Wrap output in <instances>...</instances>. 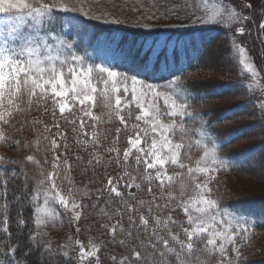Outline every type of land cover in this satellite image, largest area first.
I'll use <instances>...</instances> for the list:
<instances>
[{
	"label": "snow or ice",
	"instance_id": "obj_1",
	"mask_svg": "<svg viewBox=\"0 0 264 264\" xmlns=\"http://www.w3.org/2000/svg\"><path fill=\"white\" fill-rule=\"evenodd\" d=\"M85 5L86 0H30V2L0 0V14L5 16L2 21L4 27H0V123H9L6 117H11L13 110H21L19 102H22L24 97L28 98L30 105L32 97L36 96L37 92L43 95L50 89L54 96L66 95L65 91L58 90V85L60 89L67 87L72 92L79 91L83 95V99H80L81 104L85 100L93 99L87 93L89 91L96 93L97 84L103 85L105 92L109 87L112 91L119 92L121 90L119 86L122 85L125 96L128 95L130 85L133 100H137V97L140 100L146 97L150 100L163 97V112L157 104L149 103L150 110H146L142 103H137L136 106L142 115H137L136 119L142 120L148 127L142 129L140 125H133L132 128L137 131L127 138L129 147L123 151V161L124 167H130L131 171H125L124 175L117 179L116 184L110 178L104 188L97 190L98 193L107 191L106 203L113 205L112 213L108 218L114 223L104 227L108 229L113 240L128 252L119 260L116 256H112L111 259L114 264H133V261L135 264H173V261L174 264H212L214 257L215 264H241L244 255L241 247L249 239L256 220L251 214H244L242 209L222 206V198L215 196L214 188L210 186L211 182L220 171L227 170L232 165L229 159L219 154L222 146L212 138L207 122L192 108L189 102L191 96L182 87L180 78L170 79L166 86L161 87L140 78L138 74L115 71V66L85 64V58L82 56L71 53L64 55L61 49L65 47L71 49L73 45L58 37H53L57 41L54 48L45 36L31 35L22 31L29 19L32 21L29 27L36 26L39 32L46 19L51 24L61 13L70 12L102 20L105 23L117 25L126 23L119 18H109L110 14L95 15L91 8ZM132 10L140 9L134 7ZM247 19L248 17L239 14L235 7L223 3H219L209 13L206 10V0H180L164 12L145 9L144 14L135 21V26L151 28L150 24L142 23V20L156 23L163 20L165 26H169L168 22L176 20L180 22V26L217 25L229 28L232 24H242ZM260 27L264 28V23H261ZM44 30L56 31L54 26ZM236 31L243 34L245 29L241 26ZM5 36L19 39L21 46L17 48L9 45ZM230 40L232 55L238 57L242 69L241 75L247 72L253 78L258 77L246 49L236 43L234 37H230ZM156 55L158 56L159 53L157 52ZM164 67L166 69L168 65L165 64ZM245 87L251 91L253 85L247 84ZM5 100L8 108H5ZM115 104L120 106L119 96L116 97ZM65 107V104L60 105L61 114L65 111ZM258 107L264 114V101H261ZM84 115L91 116L93 120L100 119L92 116L90 111H84ZM116 115L120 122L124 123V117L120 116L119 111ZM163 117H167V120L165 121ZM197 121L199 127L193 130ZM119 131L117 129V133ZM56 135L61 136L60 133ZM193 136L196 147L201 151V157L190 166ZM3 139L4 133L0 131V141ZM49 143L50 147L47 150L52 152L50 171L41 165V161L35 155L30 154L25 158L37 166L39 173L37 178L21 169L24 190L21 193L20 207L17 209L16 223L21 230L28 223L34 225V228L28 230L26 246L37 252L46 249L45 256L49 258V264H52L50 258L59 252H63V256L68 258L65 264H71L72 260L85 264L90 257H96V264H100L96 255L99 246L91 241L90 250H85V246L79 241L65 243L53 249L52 242L45 239L46 227L50 223L55 224L59 221L54 205L72 212L74 221H79L83 212L81 202L76 199L80 190L71 186L69 173L72 165L68 161L66 151L57 155L55 150L61 145L55 138ZM81 143L87 144L88 141ZM91 143L93 145L100 143L95 133ZM141 144L145 147H141ZM67 147L65 144V150ZM106 151H115L119 163L118 149L109 148ZM130 158L133 160L131 165L128 164ZM4 159L0 157V160ZM43 159L45 164L49 163L46 157ZM76 159L81 160L80 157ZM88 163L92 164V160ZM169 165L186 171L170 174ZM11 174L15 178V172L12 171ZM3 175V171H0V188L3 189L0 193V199L3 200V203H0V213H3V231L8 233V181ZM181 176H186V180L179 179ZM58 179L68 181L70 187L67 193L62 191V185L57 184ZM178 179L179 184H177ZM33 180H35L34 187L29 190L28 186ZM120 181L123 183L121 184ZM142 184L144 189H141ZM120 188L126 191H121ZM132 188L146 191L149 199L138 200L131 191ZM83 194L88 195V192L85 191ZM41 199L43 206L40 203ZM25 203L31 210L27 221L24 219ZM177 209L186 217L184 223L173 219L172 214ZM174 228L179 231H174ZM76 245L79 247L77 255L70 256L69 250ZM11 251L14 254L16 249L12 248Z\"/></svg>",
	"mask_w": 264,
	"mask_h": 264
},
{
	"label": "trees",
	"instance_id": "obj_2",
	"mask_svg": "<svg viewBox=\"0 0 264 264\" xmlns=\"http://www.w3.org/2000/svg\"><path fill=\"white\" fill-rule=\"evenodd\" d=\"M92 0H86L90 2ZM30 2V0H28ZM250 13L253 15L255 24L250 20H246L247 30L255 39V33L259 29L264 18V9L261 6L252 7L246 12V16ZM1 15V14H0ZM80 18V26L88 31L92 28H102L97 22L90 20L79 13L70 12L67 14L61 13L53 25L56 31L63 33V21L68 18ZM58 22V23H57ZM50 27V26H49ZM116 32L117 36L122 35L127 39H135L138 42H142L139 47L135 43V50L132 51V58L135 59V69L120 56L123 66L116 62L113 66L115 71L129 72L130 74H138L140 78L152 82L154 84L164 87L167 85L170 79L180 78V83L184 89L191 96L189 101L192 108L196 110L200 116L207 122L208 131L212 138L222 146L220 155L230 160L231 167L224 170L228 175H244L240 176L245 179L252 178V175L256 173L257 164L250 161L251 158L257 155L260 156L264 149V133L261 131H251L253 127H262L264 130V120L261 117V110L258 107L257 102V90L245 87L247 84H251L246 77V72L241 75V66L238 63V59L234 60L232 55L231 44L227 39L228 30L223 26L210 25V26H198L197 28L188 32H181L175 29L168 30L165 33L156 34V32H141L127 28H118ZM145 34V35H142ZM86 36L83 37V40ZM226 41V47L220 44V41ZM97 35L94 34L93 38L89 39L86 44L80 43V47L75 48L73 51L75 55H79L85 58L84 63L101 64L100 60L96 58L94 53L98 51ZM218 43V46L216 47ZM158 47V48H157ZM229 51V57L233 59V66L236 68L235 72H226V78L222 80V83L217 84L215 75L221 67L219 62L225 54ZM159 53L157 56L156 53ZM264 57V56H263ZM128 60V57H125ZM232 61V60H231ZM168 67L165 69L164 65ZM47 65V64H46ZM147 66V67H146ZM139 67V69H137ZM146 68V70H145ZM219 75V74H218ZM222 75V74H221ZM206 79V80H204ZM233 80V82H227ZM206 82V83H205ZM210 83V84H209ZM238 84V86H237ZM233 85L237 87L234 88ZM103 89L104 86L102 85ZM239 90V92H236ZM104 91V90H103ZM217 91V93H215ZM106 102L111 108V117L107 118V126L105 127V144H110L113 138L119 144H124L127 141L129 132L121 131L117 135L116 132L111 129V122L115 119V103L112 97V91L109 87L107 92ZM222 103L218 105L217 103ZM234 101H238L239 104L233 106L225 111H220L225 105H231ZM213 107L214 110L212 109ZM20 111L12 112L11 117H6L9 120L8 124L0 123V131L4 133V139L0 141V157L5 158L0 160V171H3V178L8 181L7 183V205H8V233L3 231L4 225L3 213H0V264H49V258L45 256L46 249H42L39 252L30 250L26 246V237L29 234V229L34 228L31 223L26 224L23 230H21L17 223V209L20 207L22 200V191L24 190L23 175L21 169L27 171L29 175L37 177L39 169L37 166L28 162L25 158L27 155H35L38 160L41 161V165L51 170V157L52 152L47 149L50 147L49 141L53 138L56 139L55 127L46 133L44 127L38 126L32 122L21 121L19 116ZM264 115V114H263ZM135 122V117H133ZM134 122L129 124L132 128ZM191 123V122H189ZM199 127L198 121L193 126V130ZM107 129L110 133H107ZM248 129V130H246ZM53 130V131H52ZM137 129H133V132ZM256 140H260L258 145H254ZM195 136H193V146L191 150L192 165L195 160L200 159L201 151L196 147ZM19 142V143H17ZM60 155L61 152L66 151L69 163L72 165L69 173L71 178V186L80 190V194L76 196V199L81 202L83 212L79 221L72 219V212L66 211L59 205H54L58 215L59 221L55 224H49L45 231L47 236L45 239L52 242V248L57 249L65 243H71L73 241H79L85 246V250L89 249V242L99 246L97 256L99 257L100 264H114L111 259L112 256H116L119 260L122 256L127 255V249L115 242L110 235V232L104 225H110L114 221L109 220V216L112 213L113 205L106 203L108 198V192L104 191L98 193L97 190L104 188L107 185L109 179L108 175L111 168L115 165L108 164L107 161L102 164L96 165L89 164V156L79 154H73L67 150H60L57 152ZM259 153L260 155H258ZM47 158L49 163L45 164L43 158ZM80 157L78 161L76 158ZM63 158V157H62ZM183 159V155L181 156ZM122 161V160H121ZM14 162V163H13ZM120 162V161H119ZM239 162H242L238 164ZM133 161L130 159L128 164L131 165ZM188 163V161H185ZM249 163V164H243ZM15 172V178L11 174ZM125 171H131V168H125ZM186 170L179 169L175 166H170L169 173H182ZM179 179H185L186 176H181ZM179 179L177 184H179ZM203 179V177H200ZM85 183L88 184L85 187ZM114 183V182H113ZM123 183V182H122ZM121 183V184H122ZM155 183V182H154ZM35 180H33L28 189L31 190L34 187ZM57 184L62 185V191L67 193L69 190L68 181L57 180ZM98 187V188H97ZM97 188V189H96ZM141 189H144V185H141ZM121 191H126L124 188H120ZM3 189L0 188V193ZM88 192V195H84V192ZM231 192L223 191L220 196L223 200L221 205H228L237 207L243 210L244 214H251L255 218L256 222L252 231L249 234V239L242 245L241 251L243 257L241 258V264H264V194L249 197H239L230 195ZM138 200H148L149 196L146 191H137L135 193ZM114 199H118L115 198ZM0 203L3 200L0 199ZM43 206V200L40 201ZM259 203L262 205V210H258L250 206V204ZM95 205V207H93ZM30 208L27 203L24 204V219L27 221L30 215ZM167 215V213H165ZM173 219L178 222L184 223L186 217L183 213L177 209L173 214ZM119 219V217H116ZM185 226L187 224L185 223ZM79 228V231H77ZM174 231H179L175 229ZM10 234V235H9ZM181 238L183 236L181 235ZM260 243H258V241ZM15 248L16 251L13 254L11 249ZM79 250L78 245L69 250L70 256H76ZM231 254V253H230ZM47 261L45 262L44 257ZM58 264H65L67 257L63 256V252H59L54 257L50 258ZM53 264V263H52ZM71 264H80L78 260H72ZM85 264H96V257H90L85 261ZM133 264L135 262L133 261ZM174 264V261H173ZM212 264H215V258H212Z\"/></svg>",
	"mask_w": 264,
	"mask_h": 264
},
{
	"label": "rangeland",
	"instance_id": "obj_3",
	"mask_svg": "<svg viewBox=\"0 0 264 264\" xmlns=\"http://www.w3.org/2000/svg\"><path fill=\"white\" fill-rule=\"evenodd\" d=\"M180 0H92L90 2H86V7H90L92 12L95 15H102V14H110L109 18H119L126 23L121 24H111L105 23L102 20H98L95 18H90V20L97 22L102 28H92L91 30H87L80 26V18L77 16L76 18H68L66 17L63 21V33H56L47 32L44 29H47L49 26L53 25L55 20L49 23L47 19L44 22L43 28L37 32L36 26L29 27L32 24V21L29 19L22 29L23 32L31 34V35H40L45 36L48 39V42L53 45L55 48L57 41L53 39V37H58L61 40H64L66 43H71L73 47L71 49L63 48L61 51L64 55H68L69 53L74 54L73 51L75 48L80 47V43L86 44L87 41L93 38L94 34L97 35V45L98 51L92 55L98 58L101 64L105 66H113L116 62L119 65L123 66V63L120 58H118L117 54L120 56L131 66V68L135 69V59L132 58V51L135 50V46L132 43H135L137 46H141L142 42H138L136 39H127L125 36L119 35L117 36L116 32L118 28H127L135 31L141 32H156V34L165 33L168 30L175 29L181 32H188L193 30L197 27L188 26H180V22L176 20H172L169 23V26H165V22L163 20L159 21L158 23L150 21V20H142V23H147L151 25V28H142L135 26V21L138 17L144 14L145 9H149L152 11L164 12L168 7H170L174 3H178ZM219 3H223L228 5L229 7H235L237 12L246 17V12L252 8L261 6L264 9V0H206V10L211 13L214 7L218 6ZM251 5V7H247V5ZM142 6V7H141ZM138 8L140 10L133 11V8ZM183 15V12L181 13ZM5 19V16L1 14L0 16V27H4L2 21ZM246 21V20H245ZM243 21L242 24L234 23L231 27L226 28L228 30V35L226 36L229 43L231 44L230 37H234L236 43L246 49L247 55L252 62V65L255 71L258 73V77L253 78L246 72V77L249 79V82L253 85L252 89L257 90V102L258 104L261 101H264V28L259 26V29L255 33V39L247 30V23ZM58 23V22H57ZM187 24V22H185ZM264 23V18L262 20ZM243 27L245 29L243 34H239L236 29L239 27ZM145 35V34H142ZM86 36V39L83 40V37ZM9 45L15 46L19 48L21 46V41L19 39H12L10 37H4ZM220 44L224 46L227 44L226 41H220ZM218 46V43L216 47ZM226 47V46H225ZM158 48V47H157ZM55 54V52L53 53ZM43 55V53H42ZM125 57L129 59L126 60ZM238 59V57L234 56V60ZM232 60V61H231ZM71 62V61H70ZM233 59L229 57V51L225 56H223L218 63L221 67L215 75L216 79L215 82L217 84L222 83V80L226 78L225 73L228 72H235L236 68L233 66ZM47 64V62H45ZM59 66V62H57ZM139 69V67H137ZM219 74V75H218ZM222 74V75H221ZM93 79L95 78V72L92 74ZM67 78V74H66ZM206 80V79H204ZM227 82H233V80H228ZM206 83V82H205ZM210 84V83H209ZM238 86V84H237ZM233 85L234 88L237 87ZM58 90L65 91L67 94L64 96H54L50 89L46 91L45 94L41 95L37 92V95L32 97V102L29 105L28 98L24 97L22 102H19L20 113L19 118L21 121H28L32 122L38 126H42L45 128L44 131L46 133H50L49 131L55 127L56 134L60 133L61 136L56 135L57 143L61 145L57 152L60 150H64V145L66 144L68 147L67 149L73 154L82 153V155H86L90 157L92 160V164L96 165L97 162L99 165L103 162L107 161L108 164L115 165L117 163L116 159V152H108L107 149H118L120 152L119 156V163L113 166L109 172L107 179H113L114 184L117 183V179L123 176V171L125 170L124 161H123V151L129 147L127 141L124 144H119L116 141V138L110 142V144H105V127L107 126V118L111 117V108L107 105L105 100V93L103 91V87L100 84H97V92L91 93L90 91L87 93L89 96L93 97L91 100H85L83 104L80 103V99H83V95L80 94L79 91L72 92L67 87L64 89H60L59 85L57 86ZM120 91L114 92L112 91V97L115 99L117 96L120 97L121 104L118 107L115 104V119L111 122L110 126L114 127L111 128L115 132L117 129L121 131H128L129 135L131 136L134 134L133 128L129 127L131 122H134L133 117H135L134 125H140V128H146L147 125L144 124L142 120H137V115H142L140 109L136 106L137 103H142L146 110H150L148 108L149 103L157 104L161 112L164 111V103L163 97L158 99L144 98L140 100L137 97V100H133V94L131 91V86L129 85V92L128 95L125 96L123 91V86L120 85ZM250 91V90H249ZM236 92H239L237 90ZM217 93V91H215ZM213 103H217L216 101ZM217 103L218 105L223 104ZM61 104H65V111L63 114L60 113L59 107ZM228 104V103H227ZM225 105L222 110L225 111L227 109L232 108L239 104V102L234 101L231 105ZM5 108H8L7 102L5 100ZM215 107L212 109L214 110ZM16 112L17 110H13ZM84 111H90L92 116L100 117L99 120H93L91 116L84 115ZM120 112V116L124 117V123L120 122L119 117H117L116 112ZM261 117L264 120V115L261 113ZM165 121L167 117H163ZM81 122H83V127H81ZM248 130V129H246ZM53 131V130H52ZM253 131H261L264 130L262 127H253L251 134ZM93 133H95L96 139L100 142L97 145H93L91 143ZM107 133H110L107 129ZM117 133V132H116ZM51 134V133H50ZM119 136L120 134L117 133ZM151 135V133H149ZM82 141H88L87 144L81 143ZM255 141V140H254ZM260 140H256L254 145H258ZM141 147H145L144 144H141ZM66 149V150H67ZM261 155H260V154ZM257 153L254 158H251L250 161L257 164L256 173L252 175V178H243L240 176L244 175H228L224 171H220L215 179L211 182V185L214 188L215 196H221L223 191L231 192L230 195L239 196V197H249V196H257L264 194V149ZM135 155V152H133ZM131 159V158H130ZM129 159V161H130ZM122 160V161H121ZM132 160V159H131ZM133 161V160H132ZM242 162H239L240 164ZM249 164V163H243ZM169 168L168 170L170 169ZM123 181H120L122 183ZM88 184L85 183V187ZM98 188V187H97ZM96 188V189H97ZM131 191L133 193L137 192V189L132 188ZM223 201V200H221ZM251 207L256 208L258 210H262V205L259 203L250 204ZM111 235V234H110ZM264 238V236L262 237ZM262 239L258 241L260 243ZM264 245V243L262 244ZM44 257L45 262L47 261L46 257ZM53 264H58L54 260H52Z\"/></svg>",
	"mask_w": 264,
	"mask_h": 264
}]
</instances>
